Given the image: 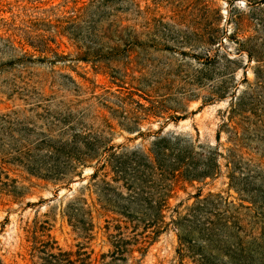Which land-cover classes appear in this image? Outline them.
Listing matches in <instances>:
<instances>
[{
	"label": "rangeland",
	"instance_id": "1",
	"mask_svg": "<svg viewBox=\"0 0 264 264\" xmlns=\"http://www.w3.org/2000/svg\"><path fill=\"white\" fill-rule=\"evenodd\" d=\"M121 1L123 12L108 8L96 23L101 11L73 15L91 0H0V264H32L27 229L35 221L46 228L41 238L63 251L109 252L103 227L119 217L99 218L92 207L96 161L67 156L111 149L141 157L155 141L167 148L164 169L179 168L163 192L158 171L151 189H139L151 204L132 213L149 215L145 223L162 218L157 228L123 229V238L139 239L124 264L260 259L264 0ZM119 19L124 38L128 28L138 42L116 43L130 51L124 83L76 61L91 45L94 23L105 28ZM82 200L92 212L90 241L62 213ZM75 222L90 220L76 215Z\"/></svg>",
	"mask_w": 264,
	"mask_h": 264
},
{
	"label": "trees",
	"instance_id": "2",
	"mask_svg": "<svg viewBox=\"0 0 264 264\" xmlns=\"http://www.w3.org/2000/svg\"><path fill=\"white\" fill-rule=\"evenodd\" d=\"M121 4V0H91L86 8H79L73 11L74 19L75 21L76 19H80L85 11H101V16H98L97 23L101 21L100 18L106 20L107 16L104 11L108 8H112L115 13H118L117 11L123 12L124 8ZM129 10L134 11L136 15L139 13L132 8ZM96 23L88 30V38L91 45L84 47L85 51L77 56L76 61L89 63L98 69H104L109 72L111 78L120 83H124L125 78L128 76L126 71L129 69L128 66L131 63L129 61L130 51L126 46L121 49L116 43L119 41L126 42L129 36L132 37L135 43H138L137 36H132L133 32L127 28V38H124L121 28L122 19H119L118 22L114 21V23H109L105 28H98ZM145 25L148 27L149 23ZM74 34L69 38L76 40V34L78 33ZM112 42L115 45L111 44ZM32 47L37 48L34 45ZM78 48L80 49L81 47ZM119 65H121L120 68L118 67ZM133 80H135L134 77ZM170 139L175 140L174 137ZM161 145L158 141L153 142L152 148L149 151L150 154H142L141 157L137 156L135 152L130 155H117L114 152H109L111 149H104L102 152L98 150L79 151L76 155L67 156L68 160H73L81 164L96 161L93 166L94 170L90 176L91 181H96L93 187L97 195L96 202H92V207L98 213L99 218L106 216L107 213H112L119 217L112 219V222L117 224L111 226L109 225L110 222L105 220L107 224L103 227L105 234H107V242L111 246V250L106 254L96 255L94 257L93 251H87L83 245H77L76 251H63L55 246V241H45L41 238L44 236L43 233L46 228L44 225H39L35 221L27 229V233L30 235L29 239L32 242L30 249L32 264H124L132 256L134 252L133 246L139 243V239L136 236L128 239L123 238V229H128L131 225V232L134 233L137 230L138 223L143 224L144 229L157 228L158 221H161L162 218L160 214L153 215L155 217L154 220L145 223V218L149 217V215H136L132 213L134 208L138 206L147 208L146 206H150L151 204L147 201V198L142 197L143 192H139V189H144L143 187L151 189L152 186L149 185L153 184V179L157 176L158 171L160 172L158 174L162 178L160 181L162 188L160 190L163 192L165 190L163 183L169 177L174 178L175 172L179 168L172 169L170 173L164 169L161 158L168 157V155L164 152L167 148ZM110 175L111 177L109 178ZM105 179H109L116 186L113 187ZM13 183H15L14 180ZM86 189L89 190L90 187L88 186ZM118 189H124L126 194H121L118 192ZM9 195L14 200H17L20 193L13 187L9 191ZM84 205H86V200H82L81 204L74 202L73 204L65 206L62 213L63 217L67 218L68 224L79 229L81 236L90 241L93 239L94 229V225L91 223L92 212L89 208L85 210ZM97 205L98 208H96ZM76 215H84L88 217L90 222L72 223ZM110 229L114 233L108 234ZM158 233L159 231H156V234ZM241 253H243V250ZM249 253H252V251ZM253 254L255 255L256 251ZM259 254L261 256L260 259H250L248 262L246 261L247 263L242 261L241 264H264V248L261 249V253ZM107 259H109V262H106Z\"/></svg>",
	"mask_w": 264,
	"mask_h": 264
}]
</instances>
